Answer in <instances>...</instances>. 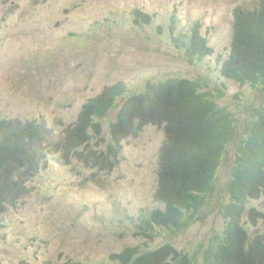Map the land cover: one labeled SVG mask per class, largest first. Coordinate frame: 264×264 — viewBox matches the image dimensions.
I'll use <instances>...</instances> for the list:
<instances>
[{"label": "rangeland", "instance_id": "rangeland-1", "mask_svg": "<svg viewBox=\"0 0 264 264\" xmlns=\"http://www.w3.org/2000/svg\"><path fill=\"white\" fill-rule=\"evenodd\" d=\"M257 2L0 0V118L51 128L44 142L49 146L87 99L122 82L125 92L103 120L97 140L105 146L131 95L145 91L149 82L187 78L201 82L203 90H224L217 104L233 112L239 132L259 107L260 90L225 79L220 68L230 49L233 9H252ZM135 9L150 15L151 22L135 24ZM197 23L213 52L192 63L172 36L191 32ZM163 141L162 128L146 126L123 141L109 172L93 171L77 159L66 164L58 151L48 152L25 199L0 214V264H117L115 253L143 245L139 219L159 207L154 192ZM235 156L233 142L216 178L223 194ZM217 194L187 229H159L149 246L171 243L192 257L200 253L209 232L224 228L221 210L228 201L221 203ZM251 206L264 213V197L250 200L242 213L253 237L264 234V219L255 226L245 223Z\"/></svg>", "mask_w": 264, "mask_h": 264}, {"label": "trees", "instance_id": "trees-1", "mask_svg": "<svg viewBox=\"0 0 264 264\" xmlns=\"http://www.w3.org/2000/svg\"><path fill=\"white\" fill-rule=\"evenodd\" d=\"M132 15L137 25L151 22L150 15L139 9L133 10ZM172 37L192 63L213 52L200 34L198 23L191 32ZM220 73L225 79L241 85L248 83L260 90L259 107L252 109L239 132L233 112L217 104L225 95L222 88L203 90L198 80L168 78L147 83L145 91L131 95L124 102L110 126L111 139L106 150L97 153L90 144L91 133L101 134V120L115 109L118 98L124 94L125 85L119 82L87 99L51 149L59 151L67 163L74 154L81 159L87 155L94 163L100 161L101 168H112L118 163L124 139L138 136L149 125L162 128L164 141L159 150L154 192L162 207L154 209L141 222V232L150 238L155 226L178 228L182 223L187 224L218 192L221 198L228 199L222 210L226 223L223 235H216L210 242V248L215 249L207 252L205 261L226 264L236 261L233 251L243 244L240 236L248 235L240 222L244 208L251 198L264 196V0H258L252 9L241 6L233 9L230 49ZM45 134L47 129L34 121L0 118V213L26 196L28 189L24 183L45 157L42 143ZM233 142L236 156L231 177L221 190L224 195L216 189V178L223 154ZM79 146H82L80 154L75 152ZM255 213L254 208L249 210L250 220L255 221ZM262 238L257 236L249 243L254 253L264 252ZM171 251L162 248L149 252L138 244L125 247L112 258L117 264H159L155 258L168 257ZM177 257L175 253L174 259ZM176 264L188 262L180 257Z\"/></svg>", "mask_w": 264, "mask_h": 264}, {"label": "clouds", "instance_id": "clouds-1", "mask_svg": "<svg viewBox=\"0 0 264 264\" xmlns=\"http://www.w3.org/2000/svg\"><path fill=\"white\" fill-rule=\"evenodd\" d=\"M173 79H175V78H173ZM11 119V118H10ZM104 120V119H103ZM103 120H101V122H103ZM94 122L95 123H97V122H100V120H94ZM72 124V123H71ZM71 124H69L66 128H68ZM65 128V129H66ZM64 129V130H65ZM50 130H51V128H48L47 129V134H45L44 135V138H43V145L45 146L44 148H46V150H44V152H45V157L43 158V160L39 163V168H38V170L37 171H35L34 170V175L30 178V179H28L25 183H24V187H25V189H28V192H29V190H30V187H29V183L32 181V179L37 175V173L41 170V168L46 164V161H47V154H48V152H52V150L53 149H51V147L53 146V145H55L57 142H58V140L59 139H55V141L52 143V144H50L49 146H47L46 144H44V142H45V139H46V137L49 135V133H50ZM54 132V131H53ZM90 133H91V131H89ZM91 134H93V137L90 139V144H91V146H93L94 148H93V150L94 151H96L97 153H99V151H105L106 150V148H107V144L110 142V139H111V136H110V138H109V141L106 143V145L105 146H102L101 144H100V142H98L97 140L98 139H100L101 138V134L100 135H96V134H94V133H91ZM109 134H110V132H109ZM61 138V137H60ZM129 138V137H128ZM124 140H126V139H124ZM123 140V141H124ZM97 141V142H96ZM102 141H104L103 139H102ZM123 141H122V146H123ZM123 148V147H122ZM81 151H82V146H79V147H77L76 148V150H75V152L76 153H81ZM59 152V151H58ZM122 152V151H121ZM121 152L119 153V155L121 154ZM60 153V152H59ZM118 155V156H119ZM59 157L62 159V161L64 162V163H66V164H68V163H70L73 159H77L78 161H79V163L80 164H83V165H86L87 167H89L91 170H93V171H97V172H109V171H111L113 168H115V167H112V168H101V163H100V161H97V163H94L93 162V160L92 159H90V158H87V155H85L84 156V158L83 159H81V157H79L78 155H72L70 158H69V162L67 163L65 160H63V158L60 156V154H59ZM27 192V193H28ZM26 197V196H25ZM25 197H20L19 199H17V201L15 202V203H13V204H11V205H9L8 207H10V206H12V205H15L18 201H20V200H24L25 199ZM261 197H264V196H261ZM261 197H259V198H251L250 200H257V199H260ZM222 199V201H221V203H223V198H221ZM224 199H227V197L225 196V198ZM157 201V200H156ZM227 201H228V199H227ZM158 202V201H157ZM211 202H213V200H210V202L208 201V203H207V205H205L202 209H201V211L197 214V216L193 219V220H191V221H189L187 224H185V223H182V225H180V226H177L178 228H174V226L175 225H173V226H171V227H165V226H155L154 227V229L151 231V233H150V238H148V237H145L144 235H142V239H144V243H143V245H140L141 246V249L142 250H146V251H149V252H151V251H156V250H160V249H162V248H169V250H172L171 252H170V255L168 256V257H156L155 259L159 262V264H176L177 263V260L180 258V257H185V259H186V261L188 262V264L190 263V264H225V263H219V262H216V261H213V262H206L205 261V259H206V254H207V252L208 251H210V252H212V250H214L215 248H210V242L212 241V239L216 236V235H218V234H221V235H223V233H224V228H223V230L222 231H216L215 230V228H213L210 232H209V234H208V236H207V239H206V241H205V243H204V245H203V248L201 249V252L200 253H198V254H196L195 256H191L188 252H185L184 250H181V249H178V248H176L173 244H171V243H164V244H162V245H160V246H158V247H156V248H151L150 246H149V244H148V242H151L152 240H154L155 239V237H156V235H157V231L159 230V229H163V230H167V231H170V232H182L183 230H185V229H187L190 225H192V223H194L195 221H196V219H197V217L199 216V215H201V213H202V211H204L205 209H207V208H209L208 207V204H210ZM249 203H250V201L248 202V204L247 205H249ZM226 204V203H225ZM246 205V206H247ZM8 207L7 208H5V209H3V211L0 213V214H2V213H4L5 211H7V209H8ZM159 207H162V206H160L159 205ZM158 208V207H157ZM157 208H154V209H157ZM251 208H254V210L256 211V209H255V207L254 206H251ZM250 208V209H251ZM153 209V210H154ZM245 209V208H244ZM152 210V211H153ZM152 211H150L149 213H151ZM244 212V211H243ZM242 212V213H243ZM149 213L147 214V215H144V216H142L139 220L141 221V222H143L144 220H146V218H147V216L149 215ZM248 213H249V210H248ZM221 215H222V217L224 218V215H223V211L221 210ZM255 216H256V219H255V221H252V220H250V218L248 217V214H247V220H245V223H250V225H257V223L260 221V220H262V219H264V213L263 212H257L256 211V213H255ZM241 219H242V216H241ZM241 219H240V222H241V224H243V222L241 221ZM202 222V221H201ZM225 223H226V220H225V218H224V226H225ZM243 226H244V228H245V224H243ZM141 227V226H140ZM246 229V228H245ZM246 231L248 232V230L246 229ZM153 235H154V239H153ZM263 236V238H262V245H263V249H264V234H258V235H255V236H253V237H250L249 236V233H248V235H247V237L245 238V236L244 235H241L240 237L242 238V240H243V244H242V246L238 249V250H235V251H233L234 252V254H235V258H236V261L235 262H229V263H226V264H264V252L263 251H261L260 253H254L253 252V250L251 249V247H249V243L251 242V240L253 239V238H255V237H257V236ZM136 245H138V244H136ZM210 249H212V250H210ZM141 252H143V251H141ZM178 255V257H177V259H174V254L175 253ZM116 254V253H115ZM112 257V256H111ZM194 258H198V260L195 262L194 261ZM151 261H153V260H151Z\"/></svg>", "mask_w": 264, "mask_h": 264}]
</instances>
